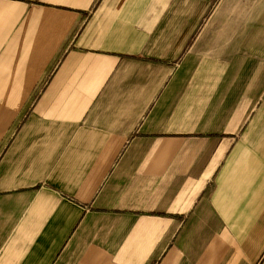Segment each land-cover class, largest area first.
I'll return each instance as SVG.
<instances>
[{"label": "crops", "instance_id": "0c3cea01", "mask_svg": "<svg viewBox=\"0 0 264 264\" xmlns=\"http://www.w3.org/2000/svg\"><path fill=\"white\" fill-rule=\"evenodd\" d=\"M0 264H264V0H0Z\"/></svg>", "mask_w": 264, "mask_h": 264}]
</instances>
